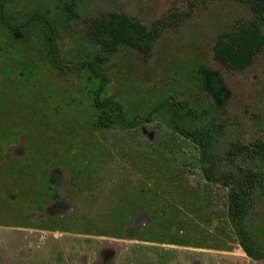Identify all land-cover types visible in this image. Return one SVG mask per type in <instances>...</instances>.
<instances>
[{
    "label": "rangeland",
    "instance_id": "rangeland-1",
    "mask_svg": "<svg viewBox=\"0 0 264 264\" xmlns=\"http://www.w3.org/2000/svg\"><path fill=\"white\" fill-rule=\"evenodd\" d=\"M70 1L8 0L6 15L14 24L48 19L68 68L98 53L86 37L88 19L122 11L150 28L181 16L149 57L122 48L106 60V95L130 117H145L172 99L206 111L204 122L224 127L213 136L216 173L241 180L254 172L264 183V157L224 158L234 143L264 142V51L241 72L222 68L211 51L221 32L254 18L245 0H74L75 19L63 12ZM5 39L0 27V42ZM21 52L32 54L35 65L21 76L0 73V237L6 236L0 264H264L237 244L226 217L228 190L202 178L196 147L162 116L134 130L100 128L94 83L52 70L36 35ZM196 62L226 84L227 103L218 114L194 88ZM246 227L259 242L261 190L253 194Z\"/></svg>",
    "mask_w": 264,
    "mask_h": 264
},
{
    "label": "trees",
    "instance_id": "trees-1",
    "mask_svg": "<svg viewBox=\"0 0 264 264\" xmlns=\"http://www.w3.org/2000/svg\"><path fill=\"white\" fill-rule=\"evenodd\" d=\"M254 18L236 23L230 30L221 32L212 45V60L230 72H241L249 68L255 58L264 51V0H245ZM8 0H0V27L6 39L0 42V73L23 75L35 65L32 54L22 55L21 49L31 36L39 37L49 67L58 72L68 71L82 74L95 84L92 102L95 123L104 129L134 130L141 124L150 123L155 116H162L168 128L177 136L193 144L199 154V170L202 178L211 184L228 190L226 217L231 224L237 244L252 261L264 260V228L257 242L246 221L255 191L264 193V183L257 174L247 172L239 180L232 173H216L217 159L212 149L213 136L223 130L222 125L204 122L206 111H196L186 103L172 99L157 104L145 117H130L123 104L106 95L109 78L103 64L122 48L132 49L143 58L151 55L152 47L160 34L168 27L181 21L182 17L170 15L155 21L148 28L141 21L122 11H112L101 18L85 21L86 37L97 47L98 53L73 68L60 63L57 52L58 31L43 16H32L21 24L11 23L6 15ZM77 3L71 0L63 12L71 19L77 18ZM194 88L209 101L212 114H218L227 103V87L222 75L209 69L204 63L196 62L190 69ZM264 157V142L248 145L234 143L225 152L224 158L234 162L242 155ZM55 177L52 175V178Z\"/></svg>",
    "mask_w": 264,
    "mask_h": 264
},
{
    "label": "crops",
    "instance_id": "crops-1",
    "mask_svg": "<svg viewBox=\"0 0 264 264\" xmlns=\"http://www.w3.org/2000/svg\"><path fill=\"white\" fill-rule=\"evenodd\" d=\"M1 218V217H0ZM11 226H13V227H29V226H27V225H25V226H16V225H11ZM0 227H4L3 225H0ZM6 227V226H5ZM30 228V227H29ZM3 232V234L5 233L4 232V230H2L1 231V229H0V233H2ZM5 240H6V236H4V235H2L1 237H0V247H2V248H5Z\"/></svg>",
    "mask_w": 264,
    "mask_h": 264
}]
</instances>
